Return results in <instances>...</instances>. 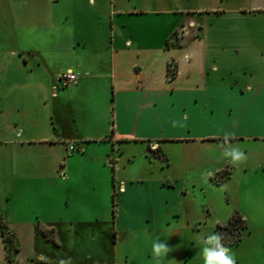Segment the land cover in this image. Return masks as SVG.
I'll list each match as a JSON object with an SVG mask.
<instances>
[{
    "label": "crops",
    "instance_id": "obj_1",
    "mask_svg": "<svg viewBox=\"0 0 264 264\" xmlns=\"http://www.w3.org/2000/svg\"><path fill=\"white\" fill-rule=\"evenodd\" d=\"M0 214V264H78L71 235L104 239L91 264H155L157 236L203 264L235 214L236 264H264V0H0Z\"/></svg>",
    "mask_w": 264,
    "mask_h": 264
},
{
    "label": "clouds",
    "instance_id": "obj_2",
    "mask_svg": "<svg viewBox=\"0 0 264 264\" xmlns=\"http://www.w3.org/2000/svg\"><path fill=\"white\" fill-rule=\"evenodd\" d=\"M231 134L226 133L224 135L225 144L230 139ZM223 157L232 165L243 164L247 161L248 157L239 148L233 146L224 147L222 152ZM202 247L203 264H236V257L231 252L230 248L224 243L225 234L221 232H213L210 234H202L199 238ZM171 248L167 243L162 241L159 236L152 241L151 255L155 264H161V262L167 257ZM41 260L47 258L41 254L39 257ZM58 264H72L71 257L67 259H60Z\"/></svg>",
    "mask_w": 264,
    "mask_h": 264
},
{
    "label": "rangeland",
    "instance_id": "obj_3",
    "mask_svg": "<svg viewBox=\"0 0 264 264\" xmlns=\"http://www.w3.org/2000/svg\"><path fill=\"white\" fill-rule=\"evenodd\" d=\"M150 156L153 158V155L150 154ZM154 159V158H153ZM109 173L112 172V165L107 164L105 167ZM98 172V171H97ZM100 172V171H99ZM98 172V176L102 177V173ZM83 177L80 178L82 180ZM74 186L76 187V190L79 195H82L85 191L79 186L78 183H74ZM100 199H103V193L101 191H97ZM212 195L214 197H219V194L213 192ZM96 209V207H93ZM92 206L88 204L87 202H79V205H75L74 207H71L70 210H72L74 213H80L82 214V218L87 219H93L95 218L94 215V210ZM93 211H90V210ZM108 237L105 236V241L109 242L110 240L112 241V235L108 231ZM104 239L100 238H94L93 236H85V237H75L74 235H71L68 239V248H71L76 254H74V257H77L78 259V264H91L93 258L98 257L99 255L104 257L105 259H109L110 255L107 253V251H104L102 245L99 243L100 241L103 242ZM110 241V242H111ZM70 257L67 255V258ZM72 263L74 262L73 259H71Z\"/></svg>",
    "mask_w": 264,
    "mask_h": 264
},
{
    "label": "trees",
    "instance_id": "obj_4",
    "mask_svg": "<svg viewBox=\"0 0 264 264\" xmlns=\"http://www.w3.org/2000/svg\"><path fill=\"white\" fill-rule=\"evenodd\" d=\"M174 76H175V67L173 66V63H171L169 66V77L173 79ZM246 228H247V223L244 220V218L239 214H235L232 216L228 224L219 225L216 229V232H221L225 234L224 243L226 244L227 247H229L241 243ZM41 231L47 237H49L50 233L53 234L54 232L53 230H48L44 227H41ZM0 236L3 237V239L6 242L9 259L12 261L13 254L17 250L15 245V236L13 233L9 231L7 220L2 214H0ZM51 238H53V240L55 241L54 236Z\"/></svg>",
    "mask_w": 264,
    "mask_h": 264
},
{
    "label": "built area",
    "instance_id": "obj_5",
    "mask_svg": "<svg viewBox=\"0 0 264 264\" xmlns=\"http://www.w3.org/2000/svg\"><path fill=\"white\" fill-rule=\"evenodd\" d=\"M77 80H78L77 74L73 73L72 71L63 74L60 77L61 85L65 88L75 85L77 83ZM75 150H76V145L74 143H71L69 147L70 153H73Z\"/></svg>",
    "mask_w": 264,
    "mask_h": 264
}]
</instances>
